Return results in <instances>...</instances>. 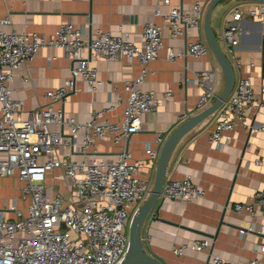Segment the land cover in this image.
Listing matches in <instances>:
<instances>
[{"label":"built area","instance_id":"built-area-1","mask_svg":"<svg viewBox=\"0 0 264 264\" xmlns=\"http://www.w3.org/2000/svg\"><path fill=\"white\" fill-rule=\"evenodd\" d=\"M160 2L168 10L162 13L160 4L155 6L152 18L143 24L140 44L131 41L128 33L101 30L84 38L82 28L68 22H60L52 34L44 36L25 29L15 30L9 15L0 18V176H16L22 198H30L26 212L15 201L8 204L5 200L0 208V264H119L123 259L129 244L130 220L150 194L159 151L148 142L144 144L145 155L135 158L128 148L129 138L139 130L141 115L156 112L161 101L171 94L168 89L159 98L154 90L141 87L151 61L164 48L163 27L168 26L172 37L185 36L189 29L198 32L182 50L165 48L166 59L189 55L199 60L210 52L200 34L205 11L201 3L196 0L192 10L184 12L170 0ZM157 15L163 16L166 21L163 25L154 21ZM245 16L264 24V2L247 7L234 5L226 12L221 40L224 52L234 61L242 33L240 22ZM5 26L10 29L6 31ZM43 46L63 48L72 65L63 83L45 92L48 99L45 106L25 110L24 100L12 96L9 83L14 80V71L19 66L27 67ZM83 49L97 52L107 60L135 59L140 64L139 74L123 84L126 96L120 121H110L104 117V110L93 109L89 120L79 122L74 117H65L60 107H53L75 91L77 77L87 83L91 92L101 88L103 81L98 70L88 57L81 55ZM196 75L194 80L203 89L197 105L203 107L219 91L221 74L219 70H204ZM260 93H264V71ZM260 106L250 77L240 74L217 109L208 140L221 146L222 136L229 143L238 127L249 135L263 131L264 124L248 116L249 110L258 111ZM64 124L70 127L68 135L63 133ZM52 125L61 129L54 130ZM162 141L157 137V143L161 145ZM101 143L119 144L114 160L98 157ZM61 147L68 149V154L62 155ZM76 153L81 155L80 159L72 158ZM203 196L204 190L190 176L176 178L172 172L166 174L163 199L189 201ZM232 209L250 218L249 224L239 229L240 235L264 233V187L256 190L249 202H236ZM7 211L13 216L6 215ZM186 248L206 250L208 242L194 239L175 247L173 252L180 256ZM263 254L264 242L257 244L255 255L244 264H258ZM210 260L212 264H233L211 254Z\"/></svg>","mask_w":264,"mask_h":264},{"label":"crops","instance_id":"crops-1","mask_svg":"<svg viewBox=\"0 0 264 264\" xmlns=\"http://www.w3.org/2000/svg\"><path fill=\"white\" fill-rule=\"evenodd\" d=\"M170 1L182 11L190 12L196 0ZM198 1L205 9L211 0ZM160 3V0H0V18L9 15L15 30L25 29L44 36L52 34L60 22H68L80 26L84 38L101 30L112 34L128 33L131 41L140 44L143 24L152 18L155 6ZM255 3L221 0L214 6L211 26L222 48L221 34L226 11L234 5L247 7ZM159 10L165 13L168 6L160 4ZM153 18L157 24L166 22L161 15ZM240 26V42L234 51L237 59L234 61L228 57L234 65L235 78L240 74L248 75L261 101L258 111L249 110V118L264 124V93H260L264 71V24L245 16ZM4 29L8 31L10 26ZM197 34L196 30L189 29L185 36L172 37L168 26L163 27L164 48L151 61L150 71L141 87L154 90L159 98L168 89L171 94L161 101L156 112L141 115L139 130L130 136L128 142V148L135 158L145 155V143L149 142L152 148L159 150L160 144L156 139L160 134L168 135L180 122L210 103L203 107L197 105L203 89L194 79L204 70H219L221 74L211 50L199 60L189 55L175 60L165 58V48L170 47L174 52L182 50L185 43L194 40ZM200 34L204 39L202 23ZM81 55L88 57L97 68L103 81L101 88L91 92L87 83L77 77L75 91L69 93L63 102L54 103L53 107H60L65 117H74L79 122L89 120L93 109L104 110V117L110 121H120L126 96L123 84L139 74L140 64L135 59L107 60L97 52L89 53L88 49H83ZM71 65L63 48L41 47L27 67L19 66L14 71V80L9 83L12 96L24 100L25 110L45 106L48 102L45 92L63 83ZM2 71L6 72L7 68L3 67ZM28 76L30 79L26 81ZM221 85L222 75L220 88ZM182 115L184 118L180 119ZM24 116L25 113L22 114ZM216 116L217 110L179 141L167 167V173L172 172L176 178L190 176L204 190V196L189 201L161 198L153 209L157 217H148L142 226L141 234L147 252L163 264H212L210 254L233 264H244L255 255L257 244L264 242V233L239 234V229L246 227L250 218L232 209L236 202H249L252 194L264 187V130L249 135L238 127L232 132L229 143H225L222 136V144L217 146L208 140ZM51 128L61 129L55 125ZM62 130L68 135L69 125L64 124ZM81 133L79 131L78 135ZM119 149V144L101 143L98 157L112 161ZM60 152L66 155L68 149L61 147ZM72 158L80 159L81 155L76 153ZM255 159L260 162L255 163ZM55 173L58 174L59 170H55ZM5 200L8 204L15 201L16 206L26 212L30 198H22L16 176H0V208ZM6 215L13 216L10 211ZM194 239H205L208 249L197 251L186 248L180 256L173 252L175 247L191 243ZM258 264H264V254Z\"/></svg>","mask_w":264,"mask_h":264},{"label":"water","instance_id":"water-1","mask_svg":"<svg viewBox=\"0 0 264 264\" xmlns=\"http://www.w3.org/2000/svg\"><path fill=\"white\" fill-rule=\"evenodd\" d=\"M220 1L221 0H211L208 3L204 11L202 26L205 42L213 53L221 70V88L217 92L214 100L207 106L203 107L197 113L188 116L185 120L175 126L168 135L165 136L164 134H160V138H163V141L156 159L152 189L146 200H144L132 214L128 230V249L119 264H163L160 260L147 252L141 234L142 226L148 217H157V215L153 213V209L158 200L162 198L161 191L167 174L169 159L174 148L189 131L208 119V117L223 104L234 86V65L219 44L211 26V14L213 8ZM244 1L264 2V0Z\"/></svg>","mask_w":264,"mask_h":264},{"label":"rangeland","instance_id":"rangeland-1","mask_svg":"<svg viewBox=\"0 0 264 264\" xmlns=\"http://www.w3.org/2000/svg\"><path fill=\"white\" fill-rule=\"evenodd\" d=\"M235 1H236V2H245V3H248V1H240V0H235ZM253 3H254V2H253ZM229 9H230V8H229ZM229 9H228V10H229ZM228 10H227V11H228ZM227 11H226V12H227ZM224 25H225V19H224ZM220 43H221V41H220ZM160 146H161V145H160ZM159 148H160V147H159ZM154 169H155V168H154Z\"/></svg>","mask_w":264,"mask_h":264}]
</instances>
